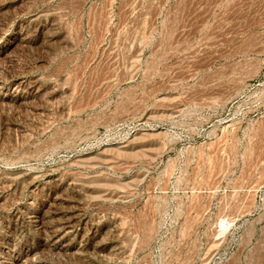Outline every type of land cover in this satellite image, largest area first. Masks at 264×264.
<instances>
[{
	"label": "rangeland",
	"instance_id": "374dc122",
	"mask_svg": "<svg viewBox=\"0 0 264 264\" xmlns=\"http://www.w3.org/2000/svg\"><path fill=\"white\" fill-rule=\"evenodd\" d=\"M0 264H264V0H0Z\"/></svg>",
	"mask_w": 264,
	"mask_h": 264
},
{
	"label": "bare ground",
	"instance_id": "6f19581e",
	"mask_svg": "<svg viewBox=\"0 0 264 264\" xmlns=\"http://www.w3.org/2000/svg\"><path fill=\"white\" fill-rule=\"evenodd\" d=\"M64 223V222H63Z\"/></svg>",
	"mask_w": 264,
	"mask_h": 264
}]
</instances>
